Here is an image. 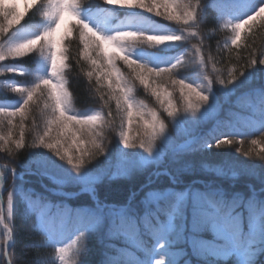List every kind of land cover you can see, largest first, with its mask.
<instances>
[{
	"label": "snow or ice",
	"instance_id": "obj_1",
	"mask_svg": "<svg viewBox=\"0 0 264 264\" xmlns=\"http://www.w3.org/2000/svg\"><path fill=\"white\" fill-rule=\"evenodd\" d=\"M103 4L112 7L93 12L83 7L80 0H26L22 12L15 0H0V62L29 57L35 52L39 65L38 75L29 86L18 85L11 89L19 94L15 105L11 109L0 105V126L5 122L8 126L7 134L0 135V150L12 156L26 147L48 149L59 161L66 162L70 170L62 169L45 154H37L40 159L36 162L61 168L63 178L53 177L55 183L61 186L79 183L81 191L88 192L92 198L90 203L77 207L53 204L40 197L34 199L22 186L15 187L17 180H23V174L15 167L9 168L13 190L7 192L6 205L0 196V229L4 236L0 257L8 258L7 264H15L10 249L18 193L28 212L35 214L40 226L50 235V225L55 221L66 226L73 222L78 225V234L72 244L55 248L59 264H85L83 257L87 254V240L92 233H103L109 240L134 241L146 256L143 260L134 257L136 264H166L165 256L171 257L167 264H178L179 256L186 253L184 249L169 251L177 243H187L192 255L202 264H218L224 255L239 257V264H254L252 258L257 254V248L264 253V196H258L254 188H250L248 197L240 193L229 195L222 189L150 192L149 199L143 201L145 209L142 213L130 206L131 197L129 205H119L96 195L98 178L87 174V165L97 155L105 153L106 145L99 129L106 123L111 126L114 120L111 111L104 115L98 111L92 114L73 111V98L65 77V70L71 67L65 41L75 36L79 43V58L90 66L86 73L89 80L95 75L97 91L107 86L109 100L105 104L115 101L123 148L142 149L152 160L160 158L157 142H168L167 124L157 111L145 112L146 106L136 101L137 83L150 91L173 121L186 114L203 115L214 102V84L220 85L226 94L231 93L238 82L243 84L253 78L252 69L257 63L264 65V52L259 53V60H248L241 70L230 69L225 79L222 75H213L217 73L215 59L210 53L206 54L202 43L192 45L190 65L185 60L189 56L187 48L179 56L169 58L149 51L160 46L183 48L189 38L199 36L196 29L205 22L207 8L201 6L200 0L195 3L192 0H103ZM216 7L217 19L223 22L221 26L232 32L230 41L217 45L218 52L230 50V45L239 47L242 30L251 27L250 22H255L258 17L264 19V0H237L230 5L218 2ZM118 9L129 10L121 13L124 19L116 15ZM29 10L33 15L39 12L46 20L42 28L33 31L25 27ZM144 13L161 17L178 25L179 29L168 30L151 16L145 17ZM226 16L231 18L225 19ZM250 55L255 57L256 53ZM118 62L129 69L127 75L118 67ZM209 64L212 65L211 72ZM189 66L202 78L201 83L176 78L181 68ZM7 71L15 73L17 67L8 66ZM177 87L183 102L182 112L173 104ZM100 98L104 99L103 96ZM37 109L43 118L44 130L39 134V125L34 123L32 130L37 131V139L28 145L25 121ZM16 117H19L18 125L13 123ZM134 120L138 125L135 136L132 135ZM13 127H19L18 138L14 137ZM259 131L264 133V114ZM233 143H236L234 139L217 140L216 146ZM239 143L242 145L243 141ZM259 143L255 139L251 141L253 146ZM203 146L211 147V144L205 139ZM178 147L182 149L184 145ZM169 148L174 153L178 150L173 144H169ZM237 151L251 156L255 148H237ZM260 153H264V148L256 153L264 161V155ZM122 174H128V170ZM4 184L5 172L0 170V188ZM54 194L68 199L79 195L63 191ZM150 240L155 244L149 246ZM101 264H111V260L106 258ZM184 264H192V261L185 259Z\"/></svg>",
	"mask_w": 264,
	"mask_h": 264
},
{
	"label": "trees",
	"instance_id": "obj_2",
	"mask_svg": "<svg viewBox=\"0 0 264 264\" xmlns=\"http://www.w3.org/2000/svg\"><path fill=\"white\" fill-rule=\"evenodd\" d=\"M80 2L83 7L94 12L98 9L109 8L103 4L102 0H80ZM218 2L230 5L236 3L237 0H200L202 7L207 6L205 22L196 29L200 32V35L191 38L189 43L183 48L149 49V51L155 52L159 56H172L181 53L185 48H189V46L192 47V45L202 43L206 54L210 53L215 59L217 73H213V75L219 74L225 79L228 78L230 69L241 70L248 60L252 58L259 60L261 58L259 53L264 52V19L259 17L255 22H250L251 27L246 26L242 30L239 47L230 45V50L222 49L219 52L217 51V45H222L226 40L230 41L232 36L231 29L222 27L223 22L217 19L218 11L216 5ZM193 3H195V0H193ZM32 15L33 11L28 13L26 18L28 22L33 20ZM116 15L120 19H124L121 13H116ZM230 18V16L225 17V19ZM151 19L169 30L179 28L176 24H168L154 18ZM115 22L118 23L119 21ZM67 48L69 55L68 64L71 67L65 70V77L68 80V91L73 98V111L76 113L98 111L102 115L108 111L112 112L114 123L111 126L107 123L105 124L103 142L106 145L104 154L115 158L118 152L117 149L119 148L117 140L119 120L116 113V105L112 101L105 104V101L109 100V96L102 87L97 91L94 78L89 80L86 73L90 68L87 62L79 58V43L75 36L68 42ZM250 53H256V56L253 57ZM10 65L25 69L32 67V63L28 59L10 63ZM211 71L212 65L209 64V72ZM252 71L254 72L253 78L243 84L238 82V86L232 89L234 94L243 95L254 90H264V65L257 63ZM240 79L242 80L243 78ZM213 90L217 96L223 97L224 90L220 85L214 84ZM101 96L104 97L103 100H101ZM9 100H11L10 97H5L0 93L1 104L9 102ZM223 102V107L218 117H216L217 119L213 120L216 123L215 129L210 132L199 131L193 137V141L190 144L188 143V145L177 150L175 153L169 150L168 156H166L163 162L162 174L155 175L157 171H154L153 166H149L139 172L132 169L125 176L115 178L104 176L95 184L96 195L101 200L119 205H129V198L131 197L130 206L137 210L138 213L144 211L145 204L143 201L148 198L150 192L167 189H171L174 192H184L188 189L200 191L222 189L229 195L240 193L248 197L251 195L250 188H254L258 196H264V161L256 154L260 151L257 152L255 150L251 156H245L241 151L238 156H235L238 153H236L237 149H235V145H239L240 147L245 146V148H241L247 150L251 147V141L254 139L261 142L260 148H264V133L259 131L261 117L264 114L263 104L260 103L257 107L255 100L253 101V107L250 106L251 103L250 105L249 103L235 104L232 101L226 103V99H223ZM34 114H36L34 119L35 124H42L40 119H38L39 114L37 112ZM165 123L167 124V131L171 132L170 122L166 120ZM30 126L32 127L30 124L25 132V139L28 145L34 141L33 137L28 133L31 130ZM34 133L36 134L35 137H37V131H34ZM217 134H221L224 140L234 139L236 143L231 145L222 144L217 147V140H213V136ZM205 139L209 141L211 147H209L208 151L202 152L203 140ZM239 141H243V144L241 145ZM185 142L186 140L183 139L181 144L184 145L186 144ZM29 151L31 149L26 147L12 156L6 152L1 153L0 163L6 165L8 168L15 167L18 173L23 174V180H17L15 183L17 189L22 186L34 199L40 197L51 201L53 204L65 203L69 207H77L90 203L92 199L90 194L80 193L82 186L79 184L65 187L55 183L52 179L53 177H56L55 179L57 180L62 179L59 176H52V178L50 175L32 176L35 172L30 174V170L34 167L28 168L26 166ZM260 155H264V153H260ZM103 159V155H97L95 161L87 165L88 170L97 171L104 168ZM240 160L243 161L239 162ZM211 169H223L226 174L219 176L215 172H210L209 170ZM8 176L7 190L3 193L5 204L7 192L13 190L11 175ZM53 191L79 193V195L68 199L64 196L53 194ZM12 226L14 238L10 251L13 254L12 258L15 264H59L55 248L67 247L72 244L78 234V225L73 222L72 232L70 231V225H64L62 230H65L66 234L63 239L56 241L45 228L40 226L35 214L28 212L26 205L20 199L18 193L15 198ZM153 244H155V241L150 240L149 246ZM2 245L3 239L0 235V246ZM109 245L111 246L109 247ZM87 249V254L83 257L85 264H101L106 258L111 260V264H136V260L133 259L134 257L140 260L146 259L144 252L141 251L134 241L125 239L109 240L103 233H92L87 240ZM179 249H184L186 255L179 256L178 264H184L185 259H190L192 264H202V261H198L192 255L187 243H177L169 251L178 252ZM170 258V256L164 257L166 264ZM252 259L254 260V264H264V253H260L257 248V254ZM239 260V257L224 255L218 264H239ZM0 264H6L3 257H0Z\"/></svg>",
	"mask_w": 264,
	"mask_h": 264
},
{
	"label": "rangeland",
	"instance_id": "obj_3",
	"mask_svg": "<svg viewBox=\"0 0 264 264\" xmlns=\"http://www.w3.org/2000/svg\"><path fill=\"white\" fill-rule=\"evenodd\" d=\"M15 2L17 3V7L19 9V11H24L25 10V3L26 0H15ZM103 2V0H102ZM193 2V0H192ZM105 5V4H104ZM108 6L109 8L112 7L110 5H105ZM32 10H29V12H31ZM129 10L126 9H118L117 13H125ZM137 11H142V10H137ZM28 12V13H29ZM28 13L25 16V27H27L30 30H36L37 28H42L43 24L46 23V20L40 15L39 12H36L35 15H32V21H27V16ZM145 16H151V18H154L156 20H159L163 23H168V24H174V23H169L168 21L164 20L161 17H156V16H152L151 14L148 13H144ZM67 19V18H66ZM25 21H22V23H24ZM2 22V21H0ZM179 28H175L172 30H178ZM169 30V29H168ZM72 39V37L69 40L65 41V46L67 47L68 42ZM191 38H189L190 40ZM192 47L189 46V48H187L189 50V56L185 57V60L189 61V65L191 64V50ZM160 50L165 49L164 46H160L159 48ZM185 50V49H184ZM183 50V51H184ZM182 51V52H183ZM181 52V53H182ZM181 53H179L176 56H179ZM174 57V56H173ZM38 58V53H31L29 57H24V58H20L18 60H7L4 62H0V93L5 96V97H10L11 100H9V102H4L3 104H0L2 106L5 107H9L11 109L12 106L15 105V103L19 100V94L18 93H13L11 91V89L15 86L18 85H23V86H29L33 80L36 79L37 75H38V68L39 65L37 63V59ZM169 58V57H168ZM29 60L32 63V67L29 69H25V68H17V72L15 73H10L7 71V67L11 66L10 63H14V62H20L22 60ZM88 64V63H87ZM89 66V64H88ZM163 66V65H162ZM118 67L121 69V71L127 75L129 73V69L122 63V62H118ZM90 68V66H89ZM23 73V74H21ZM95 79V75L92 77ZM177 79L180 78H184L187 81H195V83H201L202 78L197 74L196 71L193 70V68L191 66L187 67V68H181L176 76ZM105 92L108 95V89L107 86L104 85L102 87ZM171 90V89H170ZM214 91V90H213ZM215 93V92H214ZM231 95V96H230ZM134 96L135 99L138 103H142L143 105H145V112H148L150 110H155L157 111V113L160 115V117L162 119H164V121L167 120V122H170L171 124V132L166 130V137L168 138V142H163V141H158L157 142V149L158 152L160 153V158L158 160H152L147 156V153L142 150V149H125L123 148V145L120 143L119 140V132H120V116L118 115V120H119V131H118V149H117V155L115 158H111L105 154H103V162L105 164L104 168H101L97 171H93V170H87V174L88 175H92V176H96L97 182H99V180H101L104 176H110V177H119V176H125V174H122L124 172L125 169L128 170V173L130 170H134L136 172L139 171H143L145 170L147 167L149 166H153L154 167V171H157L155 175H160L163 173V162L166 159V156H168V152L170 150L169 148V144H173L175 146H179L181 144V141L183 139H190L192 137H194L199 131L201 132H210L211 130L215 129V121L216 120L221 111V108L223 107V99H226V103H230L232 101V103L235 104H245V103H249L251 102L252 104V99L255 98L256 100L259 101V103H262L264 106V92H262L261 90H256L255 92H252L248 95H245L241 98V96H238L236 94H234L233 91H231V93H227L224 91L223 92V97L221 96H217V94L215 93V98H214V102L212 103V107L211 109L201 115L199 113H197L195 116L191 115V114H186V115H182L180 118H178L177 120L173 121L170 118L167 117V114L165 112H163V108L161 107L160 103L155 99V97H153L150 94V91H146L143 86L139 85L137 83L135 91H134ZM115 104V101H112ZM173 104L181 109H183V102L179 99V90L178 87L176 89V91L173 94ZM254 105V104H252ZM250 105V106H252ZM41 107H43V102H41ZM37 114H39V118L37 116L38 119H40V121L42 122V124H37L39 125V134H42L43 130H44V121L43 118L40 116V111L39 109L36 110ZM94 112L88 113V114H92ZM35 117L36 114H32L31 116H29L28 120L25 121V132L27 130V127L29 128V125L31 124L32 127L30 126V131L28 132L34 139V141H36L37 137L36 134L34 133V131L32 130L34 127V123H35ZM238 118L239 115H237ZM39 121V120H38ZM37 122V119H36ZM14 125H18L19 124V117L14 118L13 120ZM214 123V124H213ZM100 131H102V135H104V130H105V125L103 126L102 129H99ZM138 130V125L137 122L134 120L133 121V129H132V135L135 136L136 132ZM8 131V126L5 122V124L3 126H0V135H4L7 134ZM13 133H15V138H18L19 135V127H13L12 129ZM38 135V133H37ZM213 140H224V138H222L220 135H215L213 136ZM33 141V142H34ZM32 142V143H33ZM31 143V144H32ZM261 144V142L259 143V145ZM259 145L257 146H253L251 145V147H254L255 150L257 152L260 151V147ZM235 149L237 148H241L245 146H239V145H235ZM209 147H204L203 146V151H208ZM230 149V148H229ZM2 151V150H0ZM4 151L0 152V157H1V153H3ZM230 152V151H229ZM227 152V153H229ZM232 152V151H231ZM235 152V151H234ZM238 151H236L237 153ZM37 154H45L47 157H49L51 160H55L57 162V164H59L61 166L62 169L64 170H70V166L66 164V162L63 161H59L57 157H55L53 155L52 152H50L48 149H44V148H36V149H31V151H29L28 153V159H27V163L26 166L28 168H30L31 166H33L34 168H31V173L35 172L34 175L32 176H48L50 175L51 178L52 176H59L60 178H63V173L61 171V168H56L53 167L51 165H45L43 163H38L36 161H38L40 159V157ZM239 152L237 154H235V156H238ZM211 157V156H209ZM95 161V159L91 162L93 163ZM243 160H240L239 162H241ZM96 163V162H95ZM37 169V170H36ZM153 171V172H154ZM210 172H215V174L217 175H225L226 172H224L223 169L221 170H216V169H211L209 170ZM127 175V174H126ZM56 178V177H55ZM96 182V183H97ZM79 183H74V184H65L63 186L68 187V186H75ZM83 192V191H81ZM88 193V192H85ZM149 199V196L148 198Z\"/></svg>",
	"mask_w": 264,
	"mask_h": 264
}]
</instances>
